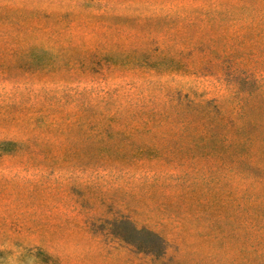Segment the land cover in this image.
Returning <instances> with one entry per match:
<instances>
[{"label": "rangeland", "instance_id": "1", "mask_svg": "<svg viewBox=\"0 0 264 264\" xmlns=\"http://www.w3.org/2000/svg\"><path fill=\"white\" fill-rule=\"evenodd\" d=\"M20 1L0 0V264H264L259 181L218 168L204 137L89 128L84 99L87 88H131L152 29L179 51L186 24L215 20L245 34L248 67L192 73L169 58L178 74L167 83L236 110L233 82L253 93L248 115L261 116L264 0H33L39 15ZM70 3L71 23L58 14ZM93 50L104 63L95 82L76 60ZM137 157L146 163L129 160ZM146 226L164 246L134 228Z\"/></svg>", "mask_w": 264, "mask_h": 264}, {"label": "trees", "instance_id": "2", "mask_svg": "<svg viewBox=\"0 0 264 264\" xmlns=\"http://www.w3.org/2000/svg\"><path fill=\"white\" fill-rule=\"evenodd\" d=\"M75 5L70 3V6H74L72 9L58 14L68 18L70 23L73 22L77 19ZM18 6L35 15H39L41 11L34 5L33 0H21ZM214 21L212 20L206 27L198 23L202 22L198 19L186 24L185 30L180 33L184 45L179 51L172 50L169 45L162 46V42H159L152 29L151 37L147 40L150 45L144 49L143 59L134 64L136 72L132 76L136 75L137 80L131 82V88L127 92L120 86L113 90L96 91L93 88L85 90L87 124L89 128L120 133L163 131L179 135L193 134L201 139L204 137L208 139L206 143L213 144L216 150L217 167L220 168L225 163L236 175L241 173L259 181L260 198L264 200V113L261 116L260 112L254 116L248 115L250 109L256 108V104L251 103L253 93L240 89L232 82L231 85L240 95V102L234 110V107L226 104L225 100L207 99L193 89L183 93L176 85L167 83L178 74L177 70L166 66L169 64H166L165 60L169 58L182 62L192 73L207 71L222 75L224 70L227 72L229 69L231 74H236L248 67L249 63L241 55L253 52L252 46L243 42L245 34L239 31L228 33L226 31L230 24L222 22L211 25ZM214 26L220 28L221 32H215ZM260 29L261 35L264 34V22ZM198 32L201 34H196ZM183 36L189 37L188 42ZM205 36H208L207 40L204 39ZM184 46L190 48L189 53H183ZM157 49L160 50L159 53H156ZM166 52L174 55L168 57ZM176 52L189 56L187 60H182L180 55L175 57ZM260 52H264V43H260ZM76 60L83 64L87 80L92 77L91 82H95V74L104 75L103 58L98 50L90 51L82 59L79 57ZM138 69L140 70L137 71ZM139 79L142 83L137 82ZM95 94L101 99L99 104L93 105L98 108L92 110L91 100ZM129 160L133 164L139 161L146 163L138 157ZM123 219L127 220L123 216L119 218ZM134 228L137 232L147 233L164 246V238L159 232L147 226L142 229ZM118 239L126 240L123 234H120ZM132 245L139 247L137 244ZM148 247L151 249V246ZM152 249L154 250L151 254L156 256L157 250Z\"/></svg>", "mask_w": 264, "mask_h": 264}]
</instances>
